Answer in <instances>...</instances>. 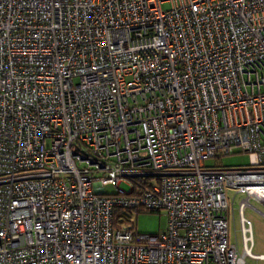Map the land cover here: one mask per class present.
<instances>
[{"label": "built area", "instance_id": "obj_1", "mask_svg": "<svg viewBox=\"0 0 264 264\" xmlns=\"http://www.w3.org/2000/svg\"><path fill=\"white\" fill-rule=\"evenodd\" d=\"M235 150L249 166L203 164ZM249 200L264 0H0V264H251Z\"/></svg>", "mask_w": 264, "mask_h": 264}, {"label": "rangeland", "instance_id": "obj_2", "mask_svg": "<svg viewBox=\"0 0 264 264\" xmlns=\"http://www.w3.org/2000/svg\"><path fill=\"white\" fill-rule=\"evenodd\" d=\"M163 8H167V5H162ZM205 166H229V167H244L249 166V156L245 153L235 150L233 154L224 155L217 157L216 159H208L203 163ZM119 187L125 189L124 184H120ZM106 193H113L115 188L106 185L104 187ZM227 196L230 195L227 193ZM238 198H241L242 195H238ZM235 199L233 207L237 206V199ZM249 203L254 207L258 208L264 213V208L257 204L253 200H249ZM243 216L246 218L251 227L252 235V247L251 252L253 254H264V218L255 213L249 207L243 209ZM129 220L132 223L133 230L139 233L146 234H159L165 229L166 224V213L164 210L158 211H138L136 213H131L129 215ZM236 230L233 232V230ZM227 232H228V241L232 242L233 238L237 239V246L240 248L239 235H238V223L236 213L231 219L228 215L227 218ZM251 264H264V259H247Z\"/></svg>", "mask_w": 264, "mask_h": 264}, {"label": "crops", "instance_id": "obj_3", "mask_svg": "<svg viewBox=\"0 0 264 264\" xmlns=\"http://www.w3.org/2000/svg\"><path fill=\"white\" fill-rule=\"evenodd\" d=\"M255 255H262V256H264V254H263V253H260V254L258 253V254H255Z\"/></svg>", "mask_w": 264, "mask_h": 264}]
</instances>
